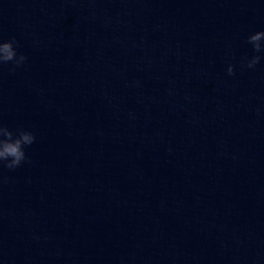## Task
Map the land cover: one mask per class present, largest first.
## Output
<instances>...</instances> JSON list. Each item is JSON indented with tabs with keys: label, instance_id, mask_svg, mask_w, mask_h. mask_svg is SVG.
<instances>
[{
	"label": "water",
	"instance_id": "water-1",
	"mask_svg": "<svg viewBox=\"0 0 264 264\" xmlns=\"http://www.w3.org/2000/svg\"><path fill=\"white\" fill-rule=\"evenodd\" d=\"M261 31L264 0H0V124L36 137L0 264H264Z\"/></svg>",
	"mask_w": 264,
	"mask_h": 264
},
{
	"label": "clouds",
	"instance_id": "clouds-1",
	"mask_svg": "<svg viewBox=\"0 0 264 264\" xmlns=\"http://www.w3.org/2000/svg\"><path fill=\"white\" fill-rule=\"evenodd\" d=\"M248 43L253 46L255 53H264V31L257 32L251 35ZM18 42L13 38L7 42L0 41V66L8 63H13L16 67H22L28 57L19 54L17 48ZM264 59V56L253 55L251 59L247 57L242 62V67L255 69L257 64ZM229 76L235 75V66L229 65L227 69ZM36 140L34 134L30 131L18 130L13 132L8 127L0 124V164H3L9 170H14L20 167L28 158L25 148L31 146Z\"/></svg>",
	"mask_w": 264,
	"mask_h": 264
}]
</instances>
